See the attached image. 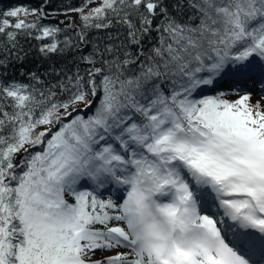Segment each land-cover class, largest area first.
<instances>
[{
    "label": "snow or ice",
    "instance_id": "6c2138e0",
    "mask_svg": "<svg viewBox=\"0 0 264 264\" xmlns=\"http://www.w3.org/2000/svg\"><path fill=\"white\" fill-rule=\"evenodd\" d=\"M94 2L0 7V264H264V0Z\"/></svg>",
    "mask_w": 264,
    "mask_h": 264
},
{
    "label": "trees",
    "instance_id": "16d2710c",
    "mask_svg": "<svg viewBox=\"0 0 264 264\" xmlns=\"http://www.w3.org/2000/svg\"><path fill=\"white\" fill-rule=\"evenodd\" d=\"M20 2L30 3L35 6L39 2V0H2V3H0V7L7 8L11 4ZM82 2L83 0H52V4L50 7L52 9L59 8L61 14L56 15L54 18L48 17L45 20V23L51 21L62 28V32L59 37L61 40H63L65 36L71 37L73 40H75V31H78L83 27L79 13L69 12L67 15L63 14L66 8L78 7ZM99 4L100 0H95L94 3L89 4L84 9V12H89L92 8L99 6ZM27 19L29 21H34L37 19V17L28 16ZM61 21H67L71 26L66 27L63 24H60ZM111 32L114 34L115 28L111 29ZM107 37L108 30H89V40L98 43L101 47H103L104 44L108 42ZM18 39L27 55L25 56L22 64L15 63L9 66L7 70L9 78H12L14 76L17 80L28 82L27 76L21 75V70H23L25 73L36 72L37 74L43 75L44 78L47 79V75L44 74H46L50 68H74V60H78V57L75 56V53L79 51V49H74L72 51L65 52L64 54H49L47 57H45L39 52V46L42 43H47V40L37 41L35 39H29L23 35L18 37ZM91 49L92 43H89L84 48V51L87 53L88 51H91ZM68 199L71 202V198Z\"/></svg>",
    "mask_w": 264,
    "mask_h": 264
},
{
    "label": "rangeland",
    "instance_id": "374dc122",
    "mask_svg": "<svg viewBox=\"0 0 264 264\" xmlns=\"http://www.w3.org/2000/svg\"><path fill=\"white\" fill-rule=\"evenodd\" d=\"M69 16H70V15H69ZM233 98H235V97H233ZM257 99H259V96H254L252 102L254 103Z\"/></svg>",
    "mask_w": 264,
    "mask_h": 264
}]
</instances>
